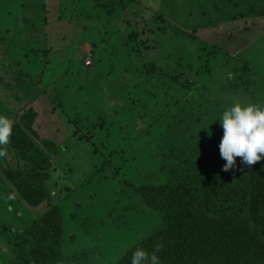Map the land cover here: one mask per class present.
I'll use <instances>...</instances> for the list:
<instances>
[{
	"label": "rangeland",
	"instance_id": "obj_1",
	"mask_svg": "<svg viewBox=\"0 0 264 264\" xmlns=\"http://www.w3.org/2000/svg\"><path fill=\"white\" fill-rule=\"evenodd\" d=\"M263 15L264 0H0V116L23 124L33 107L35 131L59 146L50 185L64 259L117 264L162 225L138 187L226 163L223 111L264 107ZM9 148L0 145V187L18 205L0 197V264L10 263L1 231L47 209L8 183ZM235 160L237 173L257 171L242 191L251 200L264 158Z\"/></svg>",
	"mask_w": 264,
	"mask_h": 264
},
{
	"label": "trees",
	"instance_id": "obj_2",
	"mask_svg": "<svg viewBox=\"0 0 264 264\" xmlns=\"http://www.w3.org/2000/svg\"><path fill=\"white\" fill-rule=\"evenodd\" d=\"M167 93L163 95L170 98L167 106H173L175 96ZM37 118L38 111L29 107L23 124L12 126L8 143L17 166L5 169L4 174L23 202L34 210L47 209L18 230L1 231L10 249L9 264H69L72 260L77 264L82 254L63 258L64 215L54 203L50 185L59 146L37 134ZM192 159L185 160V166L195 162ZM224 164L202 162L201 169L171 177L164 184L138 187L136 193L158 213L162 225L117 264H130L137 248L150 254L155 251L161 264H264L259 235L264 233V178L260 192L250 200L242 191L246 193L257 171L250 168L237 173L234 168L225 172ZM4 196L12 201L11 206L18 205L0 187V197Z\"/></svg>",
	"mask_w": 264,
	"mask_h": 264
},
{
	"label": "clouds",
	"instance_id": "obj_3",
	"mask_svg": "<svg viewBox=\"0 0 264 264\" xmlns=\"http://www.w3.org/2000/svg\"><path fill=\"white\" fill-rule=\"evenodd\" d=\"M223 135L219 144L220 155L226 163L223 171L233 170L236 157L241 165L251 166L264 158V107L257 104L241 105L236 102L223 111L218 119ZM12 121L0 116V145L7 144L12 134ZM4 152L0 150V156ZM156 251H159L157 246ZM130 264H161L155 254L137 248Z\"/></svg>",
	"mask_w": 264,
	"mask_h": 264
},
{
	"label": "built area",
	"instance_id": "obj_4",
	"mask_svg": "<svg viewBox=\"0 0 264 264\" xmlns=\"http://www.w3.org/2000/svg\"><path fill=\"white\" fill-rule=\"evenodd\" d=\"M85 65H86L87 67H90V66L92 65L91 60H90V59H87V60L85 61Z\"/></svg>",
	"mask_w": 264,
	"mask_h": 264
},
{
	"label": "crops",
	"instance_id": "obj_5",
	"mask_svg": "<svg viewBox=\"0 0 264 264\" xmlns=\"http://www.w3.org/2000/svg\"><path fill=\"white\" fill-rule=\"evenodd\" d=\"M30 35H33V34H32V33H30ZM33 41H34V38H33ZM88 59H89V58H88ZM86 60H87V59H86ZM86 60H85V61H86ZM91 66H92V65H91ZM91 66H90V67H91ZM86 67H87V66H86ZM9 256H10V255H9Z\"/></svg>",
	"mask_w": 264,
	"mask_h": 264
}]
</instances>
